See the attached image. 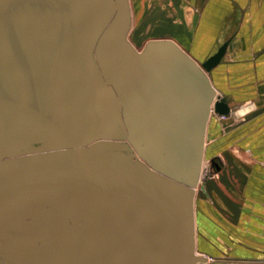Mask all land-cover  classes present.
I'll list each match as a JSON object with an SVG mask.
<instances>
[{
	"label": "crops",
	"instance_id": "obj_1",
	"mask_svg": "<svg viewBox=\"0 0 264 264\" xmlns=\"http://www.w3.org/2000/svg\"><path fill=\"white\" fill-rule=\"evenodd\" d=\"M6 1L18 13L0 8V136L20 137L26 109L52 124L65 111L70 18L60 17L59 0ZM114 1L120 28L96 51L121 59L122 94L136 90L130 110L123 104L127 116L150 128L170 159H186L193 137L202 141L187 210L194 254L204 264H264V0H129V9ZM225 43L220 62L204 70ZM215 101L229 113L218 115Z\"/></svg>",
	"mask_w": 264,
	"mask_h": 264
},
{
	"label": "rangeland",
	"instance_id": "obj_2",
	"mask_svg": "<svg viewBox=\"0 0 264 264\" xmlns=\"http://www.w3.org/2000/svg\"><path fill=\"white\" fill-rule=\"evenodd\" d=\"M127 1L126 5H128L129 9L130 1ZM102 3L106 6L107 15L93 40L89 58L95 80L109 110L110 131L107 133L108 138L107 136L101 137L100 134L94 132L89 120L75 104L69 85V50L73 38L85 27L90 7ZM59 4L64 5V8L60 7L57 10L60 17L64 13L70 18L69 32H67L63 52L64 90L61 100L65 111L60 114L53 113L55 120H57L54 125L62 133L61 139L62 137L63 139L61 141L56 140L54 136L43 128L37 127V125H35L36 129L31 127L30 115L26 116V118L21 116V119H26V127H18L14 132L26 136H0V160L40 155L79 147L90 149L95 141L110 139L126 146L125 150L119 152L122 158L120 162L121 168L145 177L156 175L160 181L168 179V174H170L174 176L172 179L173 186L182 184L180 181L182 174H186L191 181L194 178L197 161L201 155L202 141L200 136L192 138V146L189 147L186 153L187 160L185 157H182V161H180L179 157L170 159L167 154L157 152L156 138L154 142L149 143L151 136H154L150 128L143 125V123L130 119L129 114L127 116L126 110H130L131 103L136 101V96L134 95L136 90L134 94L131 92L127 94L123 92L122 94L120 88L123 85L118 78L120 73L117 72L120 66H117V69L115 68L121 59L112 56V54V57H108V61H106L96 51L102 36L116 33L120 28V25L115 24V20L120 14L116 11L115 1L59 0ZM11 6L13 5L10 2L0 0L1 9L3 8L4 10L5 7V12L16 15L18 9H10ZM128 28L129 26H126L125 31H130ZM11 29L13 32L18 33V26L13 25ZM28 29L31 28L28 27ZM31 42L29 40V43ZM125 59L124 65L125 68H128L131 62L127 60V57ZM125 68L123 71H125ZM125 75L129 76V72ZM125 84L129 85V81L125 82ZM8 109L14 111L17 110V107L10 105ZM26 111L29 110L26 109ZM15 118L11 115L9 117L10 123H13ZM11 128L14 129V127ZM104 134H106L105 129ZM55 166L54 164L32 165L27 170L49 169ZM3 182H5V179L0 181V184ZM172 192L177 195L176 190H172ZM73 203L74 201L70 199L56 200L53 198L39 201L20 208L6 219L0 221V264H79L73 260L75 251L74 246L71 245V236L79 226L82 218L72 210ZM101 204L104 206L105 215L103 218L107 231L112 237L121 238L122 235L117 226H115L121 221V216L111 210L113 205ZM180 205L182 206V201H180ZM183 205L186 210L191 211L194 208L193 198L183 202ZM139 252L138 255L134 256L128 251L131 259L128 258L129 264H157L154 258L150 259L144 250Z\"/></svg>",
	"mask_w": 264,
	"mask_h": 264
},
{
	"label": "water",
	"instance_id": "obj_3",
	"mask_svg": "<svg viewBox=\"0 0 264 264\" xmlns=\"http://www.w3.org/2000/svg\"><path fill=\"white\" fill-rule=\"evenodd\" d=\"M106 15L104 3L91 6L85 27L74 36L69 50V85L75 104L89 120L94 132L108 138L109 110L95 80L89 58L93 40ZM225 50L226 43L202 64V68L206 71L214 68ZM205 96L206 92L202 97ZM213 108L220 116L229 113V107L224 102L215 101ZM25 115H30L31 123L46 130L56 140L63 139L62 133L43 116L29 111ZM154 141L155 137L151 136L149 143ZM125 149L126 146L116 140L102 139L95 141L90 149L79 147L1 159L0 181L5 179L16 186L0 193V221L24 206L52 198L104 203L125 210L143 208L158 217L173 235L176 241L173 264H204L206 258L194 254L189 230L191 219L187 217V210L183 205V202L192 197L196 179L192 178L190 181L186 174H182V184L173 186L174 176L170 174L168 179L160 181L156 175L145 177L125 170L120 166L122 158L119 153ZM47 164L56 166L27 170L32 165ZM172 190H176L177 195ZM81 226H85L84 222ZM153 238L160 245L155 235Z\"/></svg>",
	"mask_w": 264,
	"mask_h": 264
},
{
	"label": "bare ground",
	"instance_id": "obj_4",
	"mask_svg": "<svg viewBox=\"0 0 264 264\" xmlns=\"http://www.w3.org/2000/svg\"><path fill=\"white\" fill-rule=\"evenodd\" d=\"M14 186L5 180L0 184V193L10 191ZM73 201L72 210L82 218L71 236L75 251L73 260L77 263L129 264L128 251L135 256L140 250H144L150 259L154 258L157 264L174 263L176 241L166 225L150 211L143 208L125 210L113 205L111 210L121 216V221L115 226L122 237L116 238L107 231L101 203ZM82 222L85 225L83 227ZM153 235L158 238L160 245L155 242Z\"/></svg>",
	"mask_w": 264,
	"mask_h": 264
},
{
	"label": "built area",
	"instance_id": "obj_5",
	"mask_svg": "<svg viewBox=\"0 0 264 264\" xmlns=\"http://www.w3.org/2000/svg\"><path fill=\"white\" fill-rule=\"evenodd\" d=\"M208 261H214L213 259H208Z\"/></svg>",
	"mask_w": 264,
	"mask_h": 264
}]
</instances>
